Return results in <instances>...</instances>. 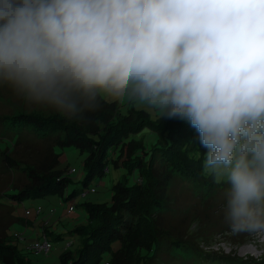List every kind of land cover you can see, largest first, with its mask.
<instances>
[{"label": "clouds", "instance_id": "clouds-1", "mask_svg": "<svg viewBox=\"0 0 264 264\" xmlns=\"http://www.w3.org/2000/svg\"><path fill=\"white\" fill-rule=\"evenodd\" d=\"M68 115L128 98L195 129L230 185L232 234H264V0H0V88Z\"/></svg>", "mask_w": 264, "mask_h": 264}, {"label": "trees", "instance_id": "trees-1", "mask_svg": "<svg viewBox=\"0 0 264 264\" xmlns=\"http://www.w3.org/2000/svg\"><path fill=\"white\" fill-rule=\"evenodd\" d=\"M146 126L161 135L160 144L152 151H147L142 142L134 139ZM56 133L58 136L52 146H74L86 154L85 185L108 172L110 162L115 168H126L130 174H136L134 184L119 181L113 186L109 204H85L89 227L84 232L82 248L77 256H73L69 248L65 249L61 255L63 264H130V258L135 255L137 264H152L160 261L162 251L168 254L171 250L178 255L187 250L195 257L201 256L196 249L186 248L178 240H171L173 249H168L169 231L164 228L162 217L160 219L168 209L167 191L175 176L202 198L216 194L221 186L215 175L204 167L207 150L199 145L195 129L166 116L153 121L147 111L134 107L123 114L119 103H108L102 97L93 110L84 108L72 116L23 112L1 116L0 134L6 136L2 139L3 162L11 170L25 172L28 178L24 187L14 185L17 191L5 196L16 203L51 195L64 196L71 179L59 169V157L53 149L49 153L50 160L39 166L26 165L10 156L14 146L29 135L43 138ZM45 231L49 234L48 229ZM164 239L166 244L162 247ZM136 248L139 249L133 254ZM205 259L212 264H249L229 257ZM0 264H27L24 251L8 233L0 237Z\"/></svg>", "mask_w": 264, "mask_h": 264}, {"label": "rangeland", "instance_id": "rangeland-1", "mask_svg": "<svg viewBox=\"0 0 264 264\" xmlns=\"http://www.w3.org/2000/svg\"><path fill=\"white\" fill-rule=\"evenodd\" d=\"M102 98L108 103H119L123 114L127 113L129 108L134 107L136 110L147 111L153 121L163 118L160 113L131 101L127 95ZM93 109L94 107L89 111ZM20 112L42 116L60 114L72 116L51 106L33 103L10 88H0V117L12 116ZM57 136V133L43 138L29 135L21 144L14 146L10 156L26 165L39 166L50 160L49 153L53 149L59 157V169L71 179L64 196L51 195L47 198H31L16 203L7 195L17 191L13 188L14 185L18 188L24 187L28 183V178L26 173L20 169L11 170L4 164L5 149H3L2 139L6 136L0 134V237H4L6 233L12 236L19 248L24 251L27 264H63L61 255L67 248L73 256H77L83 245L84 232L89 227V212L85 204H109L113 194L112 188L116 183L123 181L127 185H132L136 182V174H130L126 168H115L110 162L107 167L108 172L85 185L83 162L86 154L81 153L74 146H52ZM160 136L159 131L146 126L135 135L134 139L142 142L147 151H152L160 144ZM218 183L221 186L216 194L209 198H202L198 197L197 192L178 175L175 176L167 191L168 209L164 211V216H160V219L162 217L164 221L162 223L164 228L169 231V240L168 244L165 243V239L162 240L161 245L165 247L166 244L168 249H173L169 242L178 240L186 248L196 249L201 256L195 257L187 250L182 251L181 255H178L175 250H171L168 254L162 251L158 259L161 262L155 260L152 264H194L198 262L212 264L205 259L211 256L229 257L249 264H264V234L231 233L223 216V207L230 185L226 179H221ZM84 192H88L86 197L82 196ZM72 193H75L73 197H71ZM47 216L54 217L53 223ZM41 219L43 223L40 226ZM45 222L46 224L49 222L46 227L50 230L49 234L45 230L44 232L49 235L52 246V251L48 256L31 251V247L44 233L42 229ZM246 247H254L256 251L244 253ZM138 249L136 248L133 254H136ZM204 255L209 257L204 258ZM204 261L207 262L203 263ZM137 263L136 255L132 256L130 264Z\"/></svg>", "mask_w": 264, "mask_h": 264}, {"label": "built area", "instance_id": "built-area-1", "mask_svg": "<svg viewBox=\"0 0 264 264\" xmlns=\"http://www.w3.org/2000/svg\"><path fill=\"white\" fill-rule=\"evenodd\" d=\"M71 172H74V171L71 170ZM87 195H88V192H85L82 196L86 197ZM31 251L35 253L44 254L46 256H48L51 253L52 246L50 244V237L46 232H44L40 236V239L31 247Z\"/></svg>", "mask_w": 264, "mask_h": 264}, {"label": "crops", "instance_id": "crops-1", "mask_svg": "<svg viewBox=\"0 0 264 264\" xmlns=\"http://www.w3.org/2000/svg\"><path fill=\"white\" fill-rule=\"evenodd\" d=\"M47 217H49L50 219H51V223H53V220H54V217H51V216H47ZM44 217H42V219H43ZM42 219H41V221H40V226L42 225V223H43V221H42ZM46 222L44 223V227H43V232H44V230H45V228L49 225V222H48V224H46ZM49 230V229H48ZM50 231V230H49Z\"/></svg>", "mask_w": 264, "mask_h": 264}, {"label": "bare ground", "instance_id": "bare-ground-1", "mask_svg": "<svg viewBox=\"0 0 264 264\" xmlns=\"http://www.w3.org/2000/svg\"><path fill=\"white\" fill-rule=\"evenodd\" d=\"M248 251L255 252L256 250L254 249V247H246V248L244 249V253H245V252H248Z\"/></svg>", "mask_w": 264, "mask_h": 264}]
</instances>
